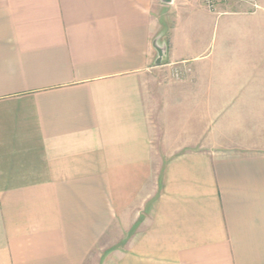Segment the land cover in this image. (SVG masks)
I'll return each instance as SVG.
<instances>
[{
    "label": "crops",
    "instance_id": "0c3cea01",
    "mask_svg": "<svg viewBox=\"0 0 264 264\" xmlns=\"http://www.w3.org/2000/svg\"><path fill=\"white\" fill-rule=\"evenodd\" d=\"M257 3L0 0V264H264Z\"/></svg>",
    "mask_w": 264,
    "mask_h": 264
},
{
    "label": "rangeland",
    "instance_id": "374dc122",
    "mask_svg": "<svg viewBox=\"0 0 264 264\" xmlns=\"http://www.w3.org/2000/svg\"><path fill=\"white\" fill-rule=\"evenodd\" d=\"M177 17L173 14V12L172 11H169V12H167L166 13V15L164 16V17H162V19H161V23H162V25L165 27V29H166V31H165V34H164V39L167 41L168 39H170V38H172L173 39V34H172V32H173V30H174V25H175V23H176V21H177ZM159 39H162V37L161 38H159ZM171 39V40H172ZM160 41V40H159ZM158 41V44H161L160 42ZM159 49V50H158ZM158 61L157 62H161V59H162V54H163V51H164V47L162 46V45H159V47H158ZM161 53V54H160ZM158 69L157 68H155V69H152L151 71H150V76L151 77H154V78H158V76L160 75L161 76V78L163 77L162 76V72H158L157 71ZM158 73V75H157V73ZM163 79V78H162Z\"/></svg>",
    "mask_w": 264,
    "mask_h": 264
},
{
    "label": "built area",
    "instance_id": "2783aa9c",
    "mask_svg": "<svg viewBox=\"0 0 264 264\" xmlns=\"http://www.w3.org/2000/svg\"><path fill=\"white\" fill-rule=\"evenodd\" d=\"M201 4L210 12L219 14L218 12V5L220 2L225 0H199ZM240 3L247 4L252 11H255L258 9V3L257 0H237Z\"/></svg>",
    "mask_w": 264,
    "mask_h": 264
}]
</instances>
